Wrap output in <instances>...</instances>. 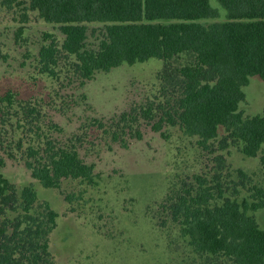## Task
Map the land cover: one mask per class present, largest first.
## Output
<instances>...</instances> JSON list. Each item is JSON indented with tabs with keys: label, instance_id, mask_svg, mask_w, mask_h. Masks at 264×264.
<instances>
[{
	"label": "rangeland",
	"instance_id": "obj_1",
	"mask_svg": "<svg viewBox=\"0 0 264 264\" xmlns=\"http://www.w3.org/2000/svg\"><path fill=\"white\" fill-rule=\"evenodd\" d=\"M211 3L218 7L217 0ZM28 7L27 2L0 9V96L11 92L17 100L9 113L0 111V156L6 161L5 176L18 193L32 185L38 196L36 209L47 202L58 213L50 234L54 264H212L193 251L181 226L172 219L171 198L187 190L194 192L201 176L215 188V194L219 184L224 197L252 201L254 189L264 187L260 159L264 144L255 157L245 156L241 144L229 139L223 148L221 140L227 133L220 127L218 137L204 148L197 136L185 134L180 125L165 124L163 136L152 128L157 119L143 118L135 126L142 139L126 135L127 147L109 144L101 129L89 125L91 119L110 122L124 111L151 103L159 118V105L165 110L176 106L178 70L193 58L181 54L170 62L151 58L125 63L82 81L74 68L75 55L61 49L64 34L59 25L45 22ZM226 19L220 8L218 18L200 22ZM87 27L85 47L98 49L105 24L88 23ZM46 34L56 39L61 50L56 76L42 72L39 63L40 48L50 42ZM244 92L245 100L239 105L243 116L261 114L264 81L252 77ZM30 108L35 111L29 114ZM53 124L61 129L51 128ZM37 133L52 136L58 144L76 134L88 137L80 153L95 163L97 183L65 178L58 188H46L33 178L25 165L24 150L29 136L36 138ZM19 139L21 149L15 145ZM10 149L14 158L6 153ZM222 201L216 196L212 204ZM250 214L264 228V207ZM16 215L7 214L11 219Z\"/></svg>",
	"mask_w": 264,
	"mask_h": 264
},
{
	"label": "trees",
	"instance_id": "obj_2",
	"mask_svg": "<svg viewBox=\"0 0 264 264\" xmlns=\"http://www.w3.org/2000/svg\"><path fill=\"white\" fill-rule=\"evenodd\" d=\"M27 2L45 22L59 25L64 34L61 49L75 55L74 68L82 81L125 63L151 58L170 62L181 54L193 58L178 70L176 106L165 110L159 105V118L151 103L139 106V111H124L110 122L91 119L89 125L101 129L109 144L127 147L126 135L143 137L135 129L141 118L157 119L152 124L155 131L162 132L165 124L180 125L185 134L197 136L204 148L224 127L223 148L229 139L241 144L245 156H257L264 144V108L261 114L245 118L239 105L252 77L264 81V0H217L218 7L211 0H0V9ZM220 8L226 20L200 22L218 18ZM88 23L105 24L98 49L85 47ZM45 39L50 42L39 50L41 70L56 76L61 50L51 34ZM16 101L11 92L0 96V111L9 113ZM33 111L30 108L29 114ZM51 128L61 129L57 124ZM29 131H33L31 125ZM88 141L84 134L60 144L43 133L29 136L25 165L46 188H58L65 178L96 184L95 163L80 153ZM15 145L21 149L22 140ZM6 153L15 157L12 149ZM260 159L264 174V154ZM5 164L0 156V264H54L50 234L58 213L47 202L36 209L38 196L32 185L18 193L5 176ZM197 180L198 189L172 197L169 205L172 219L181 226L193 251L212 264H264V228L250 214L264 207V187L254 189L252 201L239 202L224 197L219 184L215 194L206 178L198 176ZM216 196L223 199L221 204H212ZM9 212L17 215L11 219Z\"/></svg>",
	"mask_w": 264,
	"mask_h": 264
}]
</instances>
